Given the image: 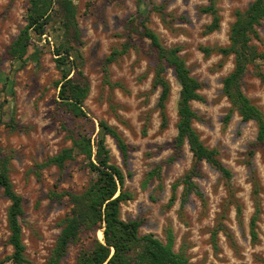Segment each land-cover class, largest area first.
I'll use <instances>...</instances> for the list:
<instances>
[{"label":"rangeland","instance_id":"374dc122","mask_svg":"<svg viewBox=\"0 0 264 264\" xmlns=\"http://www.w3.org/2000/svg\"><path fill=\"white\" fill-rule=\"evenodd\" d=\"M153 1L163 5L164 19L150 10L147 24L165 46L179 45V54L198 80L202 99L190 101L198 115L192 124L203 143L216 148L221 162L231 170L234 198L219 172L203 161L194 181L205 196L204 205L191 194L180 215L181 184L175 189L174 202L168 204L171 184L190 168L192 154L186 143L174 146L180 86L170 67L165 70L170 82L168 122L165 127L160 125L159 88L152 85L155 52L141 35L140 26L130 21L136 0H53L46 32L39 38L32 35L23 63L11 59L8 48L26 23L29 0H0V148L8 157L13 188L22 197L26 264H47L70 208L64 191H80L92 177L81 154L68 159L62 169L44 163L72 144L70 132L83 122L56 101L60 72L53 50L59 43L81 53L80 68L89 84L83 110L94 123L102 119L113 126L128 146L124 164L114 138L105 135L110 160L131 173L123 184L130 197L120 205L121 217L140 219L139 233L151 232L162 241L164 229L171 226L174 250L181 248L194 264H264V144L256 143L253 120L243 121L236 110L224 120L231 104L222 93V80L233 68V55L216 50L205 54L201 49L228 44L234 10L246 8L251 0H215L220 24L209 32L205 27L211 16L200 11L208 0ZM72 19L78 37L70 24L65 28L64 22ZM257 29L259 39L253 42L264 52V18ZM113 49L120 53L106 64ZM242 89L264 110V84L252 67L242 78ZM155 167L157 173L150 175ZM255 199L259 212L253 240L249 220ZM234 200L241 206L240 213ZM9 203L0 187V259L12 251L7 241ZM98 231L96 236L101 239ZM81 238L68 245L60 264H76L80 246L89 245L93 235L83 231Z\"/></svg>","mask_w":264,"mask_h":264},{"label":"trees","instance_id":"16d2710c","mask_svg":"<svg viewBox=\"0 0 264 264\" xmlns=\"http://www.w3.org/2000/svg\"><path fill=\"white\" fill-rule=\"evenodd\" d=\"M52 3L53 0H29L25 16L26 23L8 48L11 59H17L23 63L32 35L39 38L46 32V26L53 10ZM150 10L157 11L164 19L162 4H157L153 0H136L135 15L130 21H135V24L140 26L141 35L149 40L155 52L156 61L152 85L159 88L157 107L161 127H165L168 122L166 101L170 95V82L165 75L166 67L172 69L180 86L176 102L177 120L174 146L179 148L186 143L192 154V164L179 179L172 182L168 204L174 202L175 189L181 184L179 203L181 215L191 194L196 195L204 205L205 196L194 181V177L200 173V165L203 161L219 172L230 190V196L234 198L231 186L232 172L219 159L218 150L205 145L193 127L192 122L198 115L192 109L190 101L202 99L199 93L200 84L190 73L184 58L179 54V45L165 46L157 33L148 26ZM200 11L209 13L211 16L205 31L209 32L219 28L220 15L215 0H208L207 4L200 7ZM263 18L264 0H251L246 8L234 10V20L228 31V44L216 47L201 46L205 54L216 50L223 55H233V68L222 80V93L231 104L230 111L224 120L227 121L230 118L233 110L237 111L243 121L253 120L257 127L256 143L262 144H264V110L245 94L242 89V78L249 67H252L254 74L264 84V52L260 51L257 44L253 42L254 39H259L257 27ZM69 24L73 33L78 37L79 30L76 21L72 19L71 22H64L66 29ZM53 51L56 55L55 65L60 72V78L55 82L58 97L56 101L64 111L75 119H82L83 122L75 132H70L72 144L63 147L44 163L54 164L62 169L68 159L81 154L92 177L82 190L64 191V194L68 196L70 208L62 219L60 232L50 251L47 264H60L68 245L81 241L83 231H88L93 238L89 245L80 246L76 264H194L181 248L178 251L174 250L175 235L171 226L164 229L165 241H162L151 232L140 234V219L121 217L120 205L130 197V194L123 189V184L125 177L130 176L131 173L125 172L110 160L105 135L108 134L114 138L124 164L128 156V146L113 126L102 119L98 120L97 124L94 123L83 110L82 105L88 94L89 84L80 68L82 59L80 51L72 49L65 43H59ZM119 53V50L113 49L106 57L105 63L116 59ZM96 126L97 130H95ZM93 133L96 136L94 140L92 139ZM249 153H253L252 148ZM157 171L155 167L149 174L153 175ZM0 187L4 196L10 201L6 210V218L9 231L7 241L12 247L11 253L0 259V264H26L28 260L20 224L22 197L13 188L9 177L8 157L2 154L1 148ZM52 194L57 197V192L53 191ZM234 202L237 212L240 213V204L235 200ZM254 206V213L249 220V232L253 240L257 238L256 220L259 212L256 199ZM98 230L102 232L101 239L96 236Z\"/></svg>","mask_w":264,"mask_h":264}]
</instances>
